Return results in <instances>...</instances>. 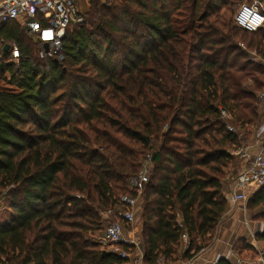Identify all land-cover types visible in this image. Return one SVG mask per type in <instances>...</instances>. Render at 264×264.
<instances>
[{
    "label": "trees",
    "instance_id": "obj_1",
    "mask_svg": "<svg viewBox=\"0 0 264 264\" xmlns=\"http://www.w3.org/2000/svg\"><path fill=\"white\" fill-rule=\"evenodd\" d=\"M241 2L93 1L63 62L40 59L18 22L0 27V45L20 53L15 64L0 48V191L11 216L0 222V264H129L95 237L123 196L138 197L130 181L148 163L145 264L189 262L213 243L235 153L263 120L264 28L224 32L212 19ZM262 206L264 187L248 208Z\"/></svg>",
    "mask_w": 264,
    "mask_h": 264
},
{
    "label": "built area",
    "instance_id": "obj_2",
    "mask_svg": "<svg viewBox=\"0 0 264 264\" xmlns=\"http://www.w3.org/2000/svg\"><path fill=\"white\" fill-rule=\"evenodd\" d=\"M18 22L26 31L28 36L33 37L36 44L41 46L39 58L42 60L64 61L63 43L70 29L81 26L86 21L84 13L79 8L77 0H0V25L9 22ZM236 27L250 33H254L264 28V0H242L234 19ZM45 45L48 46L45 49ZM10 46V62L18 64L20 53L16 43ZM257 60V55L252 53ZM262 60V59H261ZM264 62V60H262ZM261 111L264 116V90L259 94ZM223 119L231 118L226 112H222ZM264 118V117H263ZM229 131L234 132L233 128ZM256 139L264 138V120L255 133ZM241 158H247L248 155L243 148L235 153ZM145 172H148V166H145L135 182V187H141L148 183L149 179ZM236 186L239 193L231 198V203L246 206L249 202L247 191H255L264 187V154L260 153L249 164V167L240 173L237 178ZM139 194V193H138ZM139 197L131 198L123 196L119 200V206L115 210H109L108 219L114 218L112 222L102 230L101 236L95 237L96 243L110 245V252L117 253L122 259L132 260L131 254L136 250L144 259V251L141 246V240L136 235L137 213L140 207ZM1 199H0V211ZM189 245L187 234L182 235V252H185ZM126 247L128 251L123 248ZM137 247V248H136ZM207 250V249H206ZM201 253L192 261L185 264H193L194 261L202 255ZM260 263L264 264V252L260 254ZM218 262V261H217ZM215 262L214 264H217ZM239 262V261H238ZM132 264V263H131ZM158 264H162L159 261Z\"/></svg>",
    "mask_w": 264,
    "mask_h": 264
},
{
    "label": "crops",
    "instance_id": "obj_3",
    "mask_svg": "<svg viewBox=\"0 0 264 264\" xmlns=\"http://www.w3.org/2000/svg\"><path fill=\"white\" fill-rule=\"evenodd\" d=\"M86 1L87 0H77L79 8L84 14L83 8ZM1 26L2 25H0V27ZM4 46L5 45H0V48H4ZM243 149L248 157H240L242 164H247L245 168L241 165L239 168L241 172L249 167V163L253 161L255 156L260 153L264 154V138L256 139L254 136L251 140L243 143ZM236 182L237 177L234 176V174H229L227 176L224 182V196L228 201L227 214L218 228L213 243L193 264H214L220 259H226L231 262V264H261L259 257L260 254L264 252V240H260L259 237L264 236V206L258 209L259 211L255 212L249 210V202L246 206L242 203L239 205L231 203V198L236 193H239ZM259 191L260 189L247 191L249 201ZM10 217L8 216L6 221H9ZM246 246L253 250H247L245 248ZM185 263L186 262L182 259H179L177 263L173 264ZM162 264L166 263L162 261Z\"/></svg>",
    "mask_w": 264,
    "mask_h": 264
},
{
    "label": "rangeland",
    "instance_id": "obj_4",
    "mask_svg": "<svg viewBox=\"0 0 264 264\" xmlns=\"http://www.w3.org/2000/svg\"><path fill=\"white\" fill-rule=\"evenodd\" d=\"M93 1H97L100 3V5H105V6H108V3H109V0H87L85 5H84V12H85V17L88 18V20L90 19L89 15L91 13V10H92V2ZM238 8H239V4L234 6L233 8H228V9H225V10H222L221 13L217 16H214L212 19L214 20V23L215 25L222 29L224 32H227L231 27L233 26H236L235 25V22H234V19H235V15L238 11ZM87 15V16H86ZM86 22V21H85ZM84 22V25L86 24ZM30 40H31V43L34 45V47L37 45L36 42L34 41L33 37L29 36L28 37ZM0 85H2V83H0ZM249 141V140H248ZM244 142H247V141H244ZM243 142V143H244ZM250 164V163H249ZM147 165V164H146ZM242 166H244V168L247 166L246 163H243L237 159L235 165L233 166V168L228 172V175L229 174H234V176H236L238 178V176L240 175V172L239 171V168ZM151 172H152V169H151V165L148 163V172H145L148 176V179H150V176H151ZM227 175V176H228ZM227 179V178H226ZM225 179V181H226ZM138 180L137 179H133L132 181H130V188L132 190H138V196H142V188L145 184H143V186L141 187H135V182ZM147 184V183H146ZM7 191H0V199H1V208H3L2 211H0V222H5L6 219L8 218V216L10 217V212L8 210V201L9 199L7 198ZM141 204V207H142V201L140 202ZM262 208V207H261ZM260 209V208H259ZM259 210H256L255 212H257ZM137 217V226L135 227V231H136V235L140 238L141 240V246H142V211L139 207L138 209V213L136 215ZM108 214L105 213L104 215V224H103V229L108 225V222H112L114 220V218H110L108 219ZM102 229V230H103ZM97 238L99 236H101V232L97 233L96 234ZM102 248L107 250V251H111L112 247L108 244L106 245H102ZM137 248V247H136ZM131 258L132 260H129V264H144V259L142 260L141 259V254L140 253H137V251L135 250L132 254H131Z\"/></svg>",
    "mask_w": 264,
    "mask_h": 264
},
{
    "label": "water",
    "instance_id": "obj_5",
    "mask_svg": "<svg viewBox=\"0 0 264 264\" xmlns=\"http://www.w3.org/2000/svg\"><path fill=\"white\" fill-rule=\"evenodd\" d=\"M47 48H48V46L45 45V49H47ZM9 50H10V46H9V45H5L4 48H3V52H4V53H7V52H9ZM56 62H57V61H56Z\"/></svg>",
    "mask_w": 264,
    "mask_h": 264
}]
</instances>
